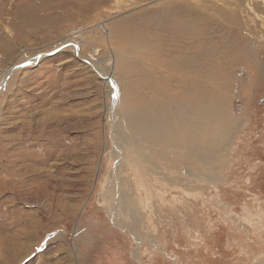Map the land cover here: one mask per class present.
<instances>
[{
    "label": "rangeland",
    "instance_id": "obj_1",
    "mask_svg": "<svg viewBox=\"0 0 264 264\" xmlns=\"http://www.w3.org/2000/svg\"><path fill=\"white\" fill-rule=\"evenodd\" d=\"M184 97L198 161L125 119ZM0 264H264V0H0Z\"/></svg>",
    "mask_w": 264,
    "mask_h": 264
},
{
    "label": "bare ground",
    "instance_id": "obj_2",
    "mask_svg": "<svg viewBox=\"0 0 264 264\" xmlns=\"http://www.w3.org/2000/svg\"><path fill=\"white\" fill-rule=\"evenodd\" d=\"M179 32L181 34L182 29H179ZM245 54L247 55V53ZM181 60L182 58H177L175 62V78H173V81L178 85L181 84V86L183 87L185 85L184 83L188 82L187 84H189L190 89H192V93H200L202 84L200 82V78H198L197 76L198 74L204 72H201V69L196 71L195 73L197 78L191 79L189 81V79L186 78L187 75L185 73V68L180 64ZM254 69L256 70V72L259 71V68ZM207 72L209 73V70ZM140 86L146 89V87L149 85L146 83H142ZM186 88L188 89V87ZM244 89L247 90L248 88ZM183 101L185 102L184 106L186 107V111L176 115L175 119H170V122H168L167 120V117L169 116L168 114V116L159 117V120H152V118L148 117L146 118L140 109L141 106L137 110H132L131 108L126 109L125 119H127V126L139 136L142 142L150 145L154 144L159 147L173 146L175 148H186L188 152L195 153V159L198 161L202 156V154H200V151L208 152L215 148V143L220 142V140L226 136V131H228V129H222L221 134H219L220 132L217 133L219 130L215 132V130H217V127L213 125V119L207 118L202 114L201 107L203 105L197 98L184 97ZM172 105L175 106V102H173ZM158 136L164 138V140L160 143H158L157 141ZM123 201L125 202L124 199Z\"/></svg>",
    "mask_w": 264,
    "mask_h": 264
}]
</instances>
